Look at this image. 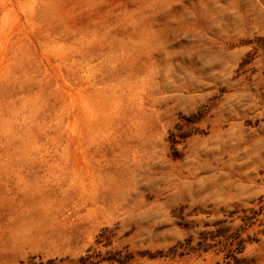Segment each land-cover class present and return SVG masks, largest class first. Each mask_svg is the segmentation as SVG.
Instances as JSON below:
<instances>
[{"label": "rangeland", "instance_id": "1", "mask_svg": "<svg viewBox=\"0 0 264 264\" xmlns=\"http://www.w3.org/2000/svg\"><path fill=\"white\" fill-rule=\"evenodd\" d=\"M0 264H264V0H0Z\"/></svg>", "mask_w": 264, "mask_h": 264}]
</instances>
